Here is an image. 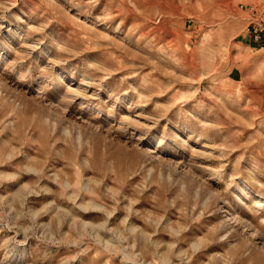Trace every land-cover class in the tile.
<instances>
[{"label": "rangeland", "instance_id": "1", "mask_svg": "<svg viewBox=\"0 0 264 264\" xmlns=\"http://www.w3.org/2000/svg\"><path fill=\"white\" fill-rule=\"evenodd\" d=\"M263 22L0 0V264H264Z\"/></svg>", "mask_w": 264, "mask_h": 264}, {"label": "built area", "instance_id": "2", "mask_svg": "<svg viewBox=\"0 0 264 264\" xmlns=\"http://www.w3.org/2000/svg\"><path fill=\"white\" fill-rule=\"evenodd\" d=\"M252 11V10H251ZM247 31L251 32L252 34L255 35V39H261L262 36L264 35V22L263 25L258 26V28H256L254 25L249 24Z\"/></svg>", "mask_w": 264, "mask_h": 264}]
</instances>
